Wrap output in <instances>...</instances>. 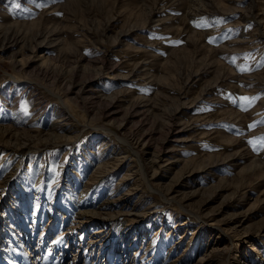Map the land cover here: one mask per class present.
Here are the masks:
<instances>
[{
    "label": "rangeland",
    "instance_id": "1",
    "mask_svg": "<svg viewBox=\"0 0 264 264\" xmlns=\"http://www.w3.org/2000/svg\"><path fill=\"white\" fill-rule=\"evenodd\" d=\"M0 49V214L30 262L264 264V0H0ZM63 105L74 136L23 141ZM103 127L143 137L153 191L129 156L95 172Z\"/></svg>",
    "mask_w": 264,
    "mask_h": 264
},
{
    "label": "bare ground",
    "instance_id": "2",
    "mask_svg": "<svg viewBox=\"0 0 264 264\" xmlns=\"http://www.w3.org/2000/svg\"><path fill=\"white\" fill-rule=\"evenodd\" d=\"M61 101H60L61 104H64L65 103L64 100H63L64 103L61 102ZM63 107H65V109H67V115H68V117L66 119L61 120L60 122H59V120H57V121L51 123L49 125V128H48L49 130L46 131L45 133H40V131H39L34 136H29V135H25L24 133L23 134L21 133L22 134L21 137H22L23 141H29V139H31L32 137H34V138H36V140H42V141H45V142H47V141L48 142L49 141L50 142H55V141H57L59 139L62 140V139L70 138V137L74 136L75 135V132H76V129H74V126L71 124L70 119L73 120V122L76 121V119L70 114V111H69L70 109L69 108H67L64 105H63ZM62 121H64V122H62ZM103 130L105 131L104 133H106L108 136H110L112 139L118 141L122 145L119 146V152L118 153H116V152L114 153V151H113V152H111V153L109 152L107 154L108 158L110 159L109 160L110 163H109V161L108 162H104V161L101 162L102 160H93L94 162H97V168H96L95 172H97V171H99V172L100 171H102V172L103 171H105V172H111V170L113 171V170L121 167L122 164H123V162L127 158V156H129L128 158H130V161H131L130 163H132L131 165L133 167L129 171H131L133 173H138L139 175H141L142 179L146 183V188L149 189V190H151V191H153V189L150 187L149 180L147 179V177L145 178L146 173H147L146 170L147 169L152 170V176L153 177L152 176L151 177L152 178H155V174L157 173V169H159L161 166L158 165L159 159H158V157L155 154H153L150 151H147L145 149V147H142L141 148L143 150H141L140 148L138 149V145H139L140 141L143 140V137H138L134 142L127 143L124 139H122L121 137H119L116 133L111 132L108 128H104L103 127ZM10 133L11 132H8L7 133V135H9L8 136L9 137L8 138V141H10V139L12 137H15V139H18L16 136H14L13 134L11 135ZM106 137L105 138H101L100 143L98 144L99 147H105L104 150L106 149V147H108V143H109V141H108V139ZM143 144H146V143L143 142ZM135 148L138 149V151L135 150ZM120 154H122V156H120ZM143 161H147L148 162L147 165H145V163ZM135 168H136V170H135ZM171 189H169V190H171ZM24 199H26V198H24ZM20 202H22V201H20ZM21 206L23 207V209L25 208V206H24L23 203H22ZM88 206L89 207H91V206L92 207H95V203L92 201L91 204H89ZM33 207H35V206H33ZM33 209L34 208H32V210ZM34 210H36V209H34ZM132 210L133 209H130L129 212H133ZM10 211H11L10 206H5L4 212L0 214V264H10L9 261H11L12 264H34V262H30L29 261V258L26 255L27 252L25 251L26 250L25 248L26 247L29 248L30 247V244H32V241L30 240V238L28 236L29 233L26 234V236H24L22 234L17 235V233L14 231V229H16L17 227L14 228L13 223H12V220L10 218L11 216L8 217V215H10ZM32 212L30 210L27 213H26V211L24 212V215L23 216L27 219V223H34L33 221H35L34 213L32 214ZM131 214H133V213H131ZM25 224L26 223H24L23 225H25ZM58 225L60 226V224H58ZM18 229L21 230L22 229V226L19 227ZM53 231H58V226H56V227L54 226ZM6 233H8L9 238H8V240L6 239L5 241L8 242L7 243V246L10 247L11 254L12 255H9V253L7 252V250L4 249V247H6L5 246L6 243H4L3 245L1 243L2 242L1 239L4 238V236H5ZM24 237H25V239H23ZM21 240H22V242H21ZM24 243L27 244L26 247H24ZM66 249L67 248L65 247L63 252H65ZM61 255L63 256L64 253L61 254ZM49 258L50 257L45 258L44 259V262L46 264H47V262H48V264L49 263L50 264H55L54 263V260L53 261L52 260L49 261L48 260ZM110 258L112 259L111 264L116 261V260H114L115 256L113 254H111V257H109V259Z\"/></svg>",
    "mask_w": 264,
    "mask_h": 264
},
{
    "label": "snow or ice",
    "instance_id": "3",
    "mask_svg": "<svg viewBox=\"0 0 264 264\" xmlns=\"http://www.w3.org/2000/svg\"><path fill=\"white\" fill-rule=\"evenodd\" d=\"M241 99L245 100L247 103H251V101H250L249 98H247V97H244V98H241ZM253 99H254V98H253ZM250 127H252V126L250 125ZM249 143H252V141H249ZM259 145H260L261 148H264V139H262V140L259 142ZM254 150H255V147H254Z\"/></svg>",
    "mask_w": 264,
    "mask_h": 264
}]
</instances>
